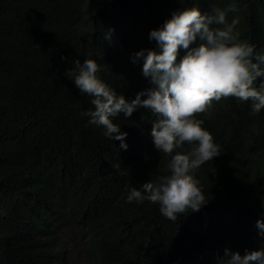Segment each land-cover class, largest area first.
I'll list each match as a JSON object with an SVG mask.
<instances>
[{"label": "trees", "instance_id": "trees-1", "mask_svg": "<svg viewBox=\"0 0 264 264\" xmlns=\"http://www.w3.org/2000/svg\"><path fill=\"white\" fill-rule=\"evenodd\" d=\"M231 5L239 40L264 54V0H0V264H72L61 237L68 229L89 264H217L225 248L259 249L264 109L222 98L198 117L220 155L194 173L208 202L173 222L158 204L127 200L133 187L168 174L170 157L151 137L156 117L120 114L113 122L128 135L112 141L89 123L92 97L70 75L75 59H94L98 78L130 102L154 87L143 61L132 62L156 48L151 30L186 8Z\"/></svg>", "mask_w": 264, "mask_h": 264}, {"label": "clouds", "instance_id": "clouds-1", "mask_svg": "<svg viewBox=\"0 0 264 264\" xmlns=\"http://www.w3.org/2000/svg\"><path fill=\"white\" fill-rule=\"evenodd\" d=\"M234 11L235 5L216 8L212 14L193 6L151 30L149 40L156 42V48L141 49L132 62L143 61L142 74L154 87L137 93L130 102L98 78L96 60L73 61L70 75L75 86L92 97L94 110L86 113L89 123L103 126L109 139L123 142L128 135L113 122L120 114L127 118L137 109H145L156 117L151 122V137L156 150L170 157L168 174L139 189L133 187L127 200L158 204L160 213L173 222L189 209L199 212L208 202L194 173L220 155V146L198 117L222 98L251 101L253 114L264 109V83L256 86L257 79L264 77V54L239 40L234 31L238 19L227 22V13ZM186 143L194 147L186 153L178 151ZM121 147L127 145L121 143ZM256 227L261 238L258 250L245 249L241 255L225 248L217 264H264V220H258Z\"/></svg>", "mask_w": 264, "mask_h": 264}, {"label": "rangeland", "instance_id": "rangeland-1", "mask_svg": "<svg viewBox=\"0 0 264 264\" xmlns=\"http://www.w3.org/2000/svg\"><path fill=\"white\" fill-rule=\"evenodd\" d=\"M68 230L61 237L70 246L72 264H89L87 250L79 234L74 229Z\"/></svg>", "mask_w": 264, "mask_h": 264}]
</instances>
